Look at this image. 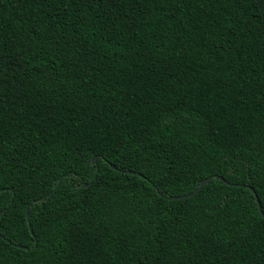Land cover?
I'll return each instance as SVG.
<instances>
[{
	"label": "trees",
	"instance_id": "1",
	"mask_svg": "<svg viewBox=\"0 0 264 264\" xmlns=\"http://www.w3.org/2000/svg\"><path fill=\"white\" fill-rule=\"evenodd\" d=\"M258 200L264 0H0V264H264Z\"/></svg>",
	"mask_w": 264,
	"mask_h": 264
},
{
	"label": "water",
	"instance_id": "2",
	"mask_svg": "<svg viewBox=\"0 0 264 264\" xmlns=\"http://www.w3.org/2000/svg\"><path fill=\"white\" fill-rule=\"evenodd\" d=\"M96 160H97V158H94V159H93V162L96 163ZM113 168L116 169L115 166H113ZM208 182H209V180H206L205 182H202L201 185H200V187H199L196 191H194V192H192V193H189V194H187V195H181V196H172L171 199H172V200H180V199H183V198H186V197L193 196V195H194L195 193H197L201 188H203ZM84 186L86 187L87 185L85 184ZM246 187H249V186H246ZM251 189H252V188H251ZM258 206H259V211H260L261 215L264 217V213H263V211H262V208H261V205H260L259 200H258ZM27 219H28V221H29L28 211H27Z\"/></svg>",
	"mask_w": 264,
	"mask_h": 264
}]
</instances>
